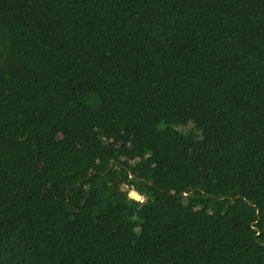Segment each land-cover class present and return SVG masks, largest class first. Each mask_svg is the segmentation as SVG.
<instances>
[{"label":"trees","instance_id":"trees-1","mask_svg":"<svg viewBox=\"0 0 264 264\" xmlns=\"http://www.w3.org/2000/svg\"><path fill=\"white\" fill-rule=\"evenodd\" d=\"M0 264H264V0H0Z\"/></svg>","mask_w":264,"mask_h":264},{"label":"rangeland","instance_id":"rangeland-1","mask_svg":"<svg viewBox=\"0 0 264 264\" xmlns=\"http://www.w3.org/2000/svg\"><path fill=\"white\" fill-rule=\"evenodd\" d=\"M128 160H131V159L128 158ZM123 188L126 189V186H124ZM128 196L135 199V200H138V201L142 200V198H143L142 195H140L136 191L130 190V189H128Z\"/></svg>","mask_w":264,"mask_h":264},{"label":"water","instance_id":"water-1","mask_svg":"<svg viewBox=\"0 0 264 264\" xmlns=\"http://www.w3.org/2000/svg\"><path fill=\"white\" fill-rule=\"evenodd\" d=\"M188 194H190V193H185V192H182V193H181V195H184V196H186V195H188Z\"/></svg>","mask_w":264,"mask_h":264},{"label":"built area","instance_id":"built-area-1","mask_svg":"<svg viewBox=\"0 0 264 264\" xmlns=\"http://www.w3.org/2000/svg\"><path fill=\"white\" fill-rule=\"evenodd\" d=\"M142 200H143V198H142ZM142 200H140V201H142Z\"/></svg>","mask_w":264,"mask_h":264}]
</instances>
